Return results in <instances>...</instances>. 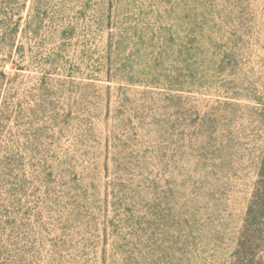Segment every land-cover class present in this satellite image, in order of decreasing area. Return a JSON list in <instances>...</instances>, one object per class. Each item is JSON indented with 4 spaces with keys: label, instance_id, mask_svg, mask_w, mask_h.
<instances>
[{
    "label": "rangeland",
    "instance_id": "rangeland-1",
    "mask_svg": "<svg viewBox=\"0 0 264 264\" xmlns=\"http://www.w3.org/2000/svg\"><path fill=\"white\" fill-rule=\"evenodd\" d=\"M0 264H264V0H0Z\"/></svg>",
    "mask_w": 264,
    "mask_h": 264
}]
</instances>
